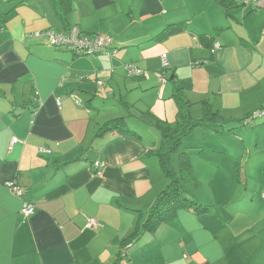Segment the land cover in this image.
<instances>
[{
	"label": "crops",
	"instance_id": "0c3cea01",
	"mask_svg": "<svg viewBox=\"0 0 264 264\" xmlns=\"http://www.w3.org/2000/svg\"><path fill=\"white\" fill-rule=\"evenodd\" d=\"M242 2L70 0L58 8L55 0L13 2L12 17L0 21V264H264V180L242 187L245 199L230 197V168L239 158L220 143L236 133L240 137L231 139L248 158L264 161V147L258 155L247 145L248 132L264 133V117L245 128L234 121L264 104V8ZM73 25L109 35L107 49L75 54L44 36L28 37ZM129 62L148 78L129 75ZM172 74L201 113L206 100L226 127L235 126L222 133L208 127L212 136L201 141H219L230 176L207 185L211 200L200 202L205 210L175 208L122 255V242L155 201L156 181L168 179L152 154L159 136L147 128H140L146 137L135 131L97 135L100 119L112 115L100 117L99 107L105 100L123 103L116 99L122 88L137 98L155 89L159 98L163 83L172 93ZM95 160L103 162L98 170ZM24 200L35 205L31 215L21 212ZM89 217L100 226L87 228Z\"/></svg>",
	"mask_w": 264,
	"mask_h": 264
},
{
	"label": "rangeland",
	"instance_id": "374dc122",
	"mask_svg": "<svg viewBox=\"0 0 264 264\" xmlns=\"http://www.w3.org/2000/svg\"><path fill=\"white\" fill-rule=\"evenodd\" d=\"M14 1L16 0H0V9H3L4 5H7V8L11 7ZM66 14L67 13H65V15ZM143 78L147 79L148 76H143ZM162 84H161V88L159 89L160 90L159 98H157L156 96L155 89H148L146 91H141L139 93L141 95L140 98H137L138 96L133 95L135 91H127L125 90V88H122L121 91L122 94H120L118 97L116 95V99L122 97L123 103L117 101L118 104L115 105L112 104L114 101L105 100V101H109L108 104L99 107L100 117H102L103 114L105 113L112 114L108 118H103L105 117L103 116L100 119L99 126L102 125L104 121L107 119H112L115 117H124L128 124L127 126L132 131H135L140 135L146 137L147 134L140 128H145V129L147 128L151 130L158 137L159 136L158 131H156L153 127H151L147 123L140 120L138 116H142L144 118L145 115L143 114V112L149 110L154 116L159 117L161 119H166L164 118L165 116L168 117V119L171 120L173 119V115L176 108L175 101L173 97L170 95L171 93L166 92L167 90L165 91V89L162 88ZM184 94L186 95L185 92ZM191 106H195L193 108L190 107L192 113L191 115L193 116L201 115L199 109L200 104L198 102H191ZM95 113L96 112H93V114ZM130 114H135L136 116L135 115L130 116ZM160 115H162L163 117H161ZM258 119L259 117L253 119L252 122L254 121L256 123ZM246 126L249 125L244 124V127L242 128H245ZM210 130L211 129H208V127L197 126L182 139L180 147L181 149H184L187 152L190 163V170L194 177L193 181H189L185 179L182 180L183 185H185L186 189H188L192 193L194 192L193 193L194 198L197 202L199 203L202 202L201 199L206 202L208 200H211V195L207 185L212 183L216 184L215 181H219V180L225 183L227 175L230 176V172H231L232 175L230 176L231 178L230 185L231 186L233 185L232 186L233 192L232 194L230 193V197L236 199H245V196L241 195L243 194L242 187H246L247 189L256 188V186L259 185L261 182L260 179L264 180V174H262V171H264V161L263 162L253 161V159L256 156L251 157L249 159L247 154L248 152H246V150L243 151L242 149L243 146H240V144L236 143L234 139L233 140L231 139L232 137L239 138L240 135L236 133H226L224 134L226 136L223 135L224 137L222 138V141L220 143L222 144V146H226L228 152L231 153L233 152L235 156L239 158L237 160H233V163L230 168V172L229 171L227 172V170H225L222 165L223 158L219 157L222 155V153H220V151L222 150H220L221 145L218 143L219 141L214 140L212 138V140L210 139L207 140V143L209 144L204 145L205 141L201 142L203 141L204 134L212 136V131ZM247 135L250 137V139H247V143H248L247 145L251 147L252 151H257L258 155H260L259 153L260 151L263 150L262 148L264 147V133L262 134V136H260L257 131L252 130V132H248ZM151 147H155V144L151 145ZM177 154L178 152H176L173 155V165L175 169L178 170L179 172ZM256 160L257 161L259 160V156L256 157ZM160 177L162 178L161 173H160ZM166 183L167 182H165L164 178L163 181L158 179L155 183L156 191L159 192L162 189V187L166 185ZM260 193H263V191L261 192L260 190L259 194Z\"/></svg>",
	"mask_w": 264,
	"mask_h": 264
},
{
	"label": "trees",
	"instance_id": "16d2710c",
	"mask_svg": "<svg viewBox=\"0 0 264 264\" xmlns=\"http://www.w3.org/2000/svg\"><path fill=\"white\" fill-rule=\"evenodd\" d=\"M69 1L70 0H55L56 8H58V6L63 7L65 4L68 5ZM14 6L8 7L6 12L0 10V21L3 22L6 19L8 20L12 17L15 10ZM57 12L59 13L58 10ZM60 16L61 19L65 17L61 13ZM73 26L67 28L69 29ZM80 32L83 31L80 30ZM47 44L51 45L48 42ZM168 79L172 84L171 96L173 97L176 104L174 119L171 121L161 119L154 116L149 110L143 112V114L145 115L144 118L142 116H138L140 120L158 131L159 144L156 150L152 152V154L156 157L158 167L164 174V176L168 179V181L166 185L158 192L155 201L149 208L148 216L144 221H140L135 225L134 230L130 233L127 239L122 242V245L124 244L122 247H124L127 243H130L132 245L137 237L142 234V232L155 230L162 221H166L169 219V217L172 216V213L177 207H185L194 211L198 209L205 210L207 208L206 205L197 202L194 198V195L188 189H186L185 185H183L182 183V180L184 179L193 181L194 177L190 170V163L187 152L184 149H181L180 144L183 137L190 133L197 126L209 127L217 132H223L226 130L231 131L235 127H226V121H223L221 115L217 110H212L210 108L206 100H201V115H191V103L183 96L182 90L177 84L174 74H172ZM256 111H264V104L234 121H236L238 124L244 125L247 123H251L252 120L257 117H264V114L256 116ZM127 125L128 124L124 117H115L112 119H108L98 127L97 135H102L103 133L110 131L134 133V131H132ZM176 152H178L177 155L179 172L173 165V155ZM94 162H92V164H94ZM127 248L128 247H125L123 251L121 249V252L124 253Z\"/></svg>",
	"mask_w": 264,
	"mask_h": 264
},
{
	"label": "built area",
	"instance_id": "2783aa9c",
	"mask_svg": "<svg viewBox=\"0 0 264 264\" xmlns=\"http://www.w3.org/2000/svg\"><path fill=\"white\" fill-rule=\"evenodd\" d=\"M243 3L249 2H257L258 0H242ZM29 37H46L48 43L53 45L54 47H64L65 49L69 50L75 54H93L98 52H103L107 49L110 43V36L109 35H102V34H87L80 32V30L73 26L67 30H52V29H43V30H35L31 32ZM217 46V45H215ZM166 55H161V62L163 65H166ZM125 69L131 76H146L147 72L142 70L141 68L135 66L132 62L125 64ZM163 79V78H162ZM76 103L79 104L80 102L76 100ZM264 111H256L255 115H262ZM16 139L13 138L11 143H13ZM50 152L49 149L44 147H39V152ZM103 165L101 161H95L93 167L95 170H98L99 167ZM6 185L11 189V191L17 195L21 196L23 190L21 187L15 184V182H7ZM262 198H264V191L261 193ZM35 210V205L32 202L24 200L21 205V212L25 215H31ZM87 228H94L95 226H100V221L97 220L95 217H89L86 221ZM131 244L127 243L124 247H122V251L125 247H129Z\"/></svg>",
	"mask_w": 264,
	"mask_h": 264
},
{
	"label": "water",
	"instance_id": "95a60500",
	"mask_svg": "<svg viewBox=\"0 0 264 264\" xmlns=\"http://www.w3.org/2000/svg\"><path fill=\"white\" fill-rule=\"evenodd\" d=\"M258 5L264 8V0H258Z\"/></svg>",
	"mask_w": 264,
	"mask_h": 264
}]
</instances>
